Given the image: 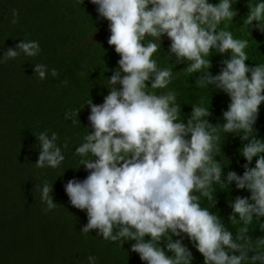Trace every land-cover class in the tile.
<instances>
[{
  "label": "clouds",
  "instance_id": "9594fccd",
  "mask_svg": "<svg viewBox=\"0 0 264 264\" xmlns=\"http://www.w3.org/2000/svg\"><path fill=\"white\" fill-rule=\"evenodd\" d=\"M90 2L96 5L98 16L108 21L107 43L120 58L108 78L103 102H87L91 131L75 155L81 157L80 167L88 175L83 180L70 179L64 186L70 204L86 212L81 232L97 230V235L110 242L134 241L131 252L145 264H192L184 236L202 254L204 264H264V237L253 243L247 234L254 217L264 218V138L253 134L257 119L264 126V64H246L250 41L259 43V35H248L246 29L264 34V0L255 4L249 0L243 23L233 7L238 0L215 4L209 0ZM13 17L15 24L16 10ZM223 21L236 25V38L228 23L226 30L219 28ZM165 36L171 42L168 54L177 65L186 63V74H198V87L212 86L230 98L221 110L224 123L209 121L212 113L203 101L192 105L185 123L176 90L148 91L149 87L168 89L175 79L171 67L161 68L153 59ZM16 49L8 48L0 62L14 60L21 53L36 57L41 51L38 41L28 40ZM212 50L228 54L216 75L210 72ZM34 72L40 80L47 78L44 64H35ZM51 75H58L55 68ZM62 83L67 85V80ZM79 112H65V119L75 124ZM222 133L246 141L239 149L245 159L238 165L244 168L242 175L235 171L224 175L225 167L216 158ZM58 138L55 132L36 135L40 145L37 168L56 169L65 160ZM233 182L236 189L250 192V198L237 196L229 202L231 222L238 214L243 224L235 235L220 216L202 207L203 198L215 207L219 190ZM52 192L53 184L45 181L40 188L45 211L57 207ZM250 252L254 253L251 257ZM96 260V256L87 257L88 264Z\"/></svg>",
  "mask_w": 264,
  "mask_h": 264
},
{
  "label": "trees",
  "instance_id": "16d2710c",
  "mask_svg": "<svg viewBox=\"0 0 264 264\" xmlns=\"http://www.w3.org/2000/svg\"><path fill=\"white\" fill-rule=\"evenodd\" d=\"M209 2L215 4L219 0ZM258 2L261 0H251L252 4ZM248 3L249 0H238L233 5L241 23L249 13ZM13 10L18 12L15 24L11 22ZM227 23L221 22L219 28L226 30ZM246 31L248 35H259V43L249 40L246 64L250 67L264 64V34L255 28ZM109 36L108 21L98 16L96 5L90 0H0V59L8 48L19 51L16 45L22 40L38 41L41 49L36 57L21 53L14 60L0 62V264H88L90 255L97 257L96 264H145L137 253L131 252L134 241H106L97 235V230L82 233L87 223L86 212L74 208L64 190L68 180H83L88 175L80 167L81 157L75 155V149L91 131L87 102L91 99L96 104L103 102L108 94V78L118 67L120 57L114 46L108 45ZM147 40L148 37L145 43ZM170 43L163 37L153 59L161 68L171 67L175 79L168 89L149 87L148 91L176 90L185 123L190 115L185 112L202 101L210 107L209 121L224 123L221 110L228 106L230 98L212 86L198 87L195 84L198 74H186L183 70L186 63L177 65L168 54ZM226 58L228 54L221 56L212 50L213 75L219 73L221 61ZM35 64L47 66L45 80L35 75ZM53 68L58 72L56 77L51 75ZM65 80L67 85L62 83ZM71 110H80L75 124L65 119V112ZM258 125L257 119L253 134L262 139L264 126ZM45 131L49 136L52 132L58 134L56 143L65 156L56 169L35 165L40 148L36 135ZM244 143L239 136L222 133V148L216 158L225 167V177L228 171L242 175L244 168L238 165L244 159L239 152ZM45 181L53 184V202L57 207L51 211H45L46 204L41 200L40 188ZM237 196L250 198V192L236 189L233 182L219 190L215 207L202 199V207L220 216L234 235L243 226L238 214L235 222L230 219L233 212L229 202ZM261 224L264 218L254 217L248 226L247 234L253 243L264 237ZM182 242L192 252V264H204L202 254L186 236ZM252 255L250 252L249 257Z\"/></svg>",
  "mask_w": 264,
  "mask_h": 264
}]
</instances>
